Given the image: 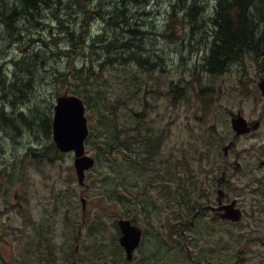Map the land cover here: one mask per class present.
I'll list each match as a JSON object with an SVG mask.
<instances>
[{
    "label": "trees",
    "instance_id": "trees-1",
    "mask_svg": "<svg viewBox=\"0 0 264 264\" xmlns=\"http://www.w3.org/2000/svg\"><path fill=\"white\" fill-rule=\"evenodd\" d=\"M132 2L131 7L112 5L106 10L102 4L97 11H89V15L85 11L88 18L79 29H73L68 20L59 21L55 17L53 21L57 26H48L49 31L46 28L41 31L43 8L62 5V0H0V60H4L3 63L0 61V131L12 145L20 143L18 140L23 131L47 141L32 144L21 158L11 152L14 158L10 159L18 164V168L0 166L2 197L11 196L17 178L26 173L27 161L42 169L55 165V159L64 157L52 141L55 105L50 102L43 107L34 100L38 86L58 85L60 89L61 85L69 86L70 80L75 81L78 85H71L65 92L80 97L88 110L98 108L101 103L114 114L113 117L104 114L96 117V124L90 125L86 140V149L94 151L96 164L101 165V169L94 167L88 173L89 190H84L82 195L94 206V214L66 226L63 235L71 241L63 249H67L64 256L58 255L61 251H52L53 244L45 238L46 233H52V228L46 230L43 225L37 228L40 245L48 249L47 253L42 250L38 255V264H60L62 260L64 264H212L202 260L208 255L216 256V252L215 248L206 247L198 239L200 221H209L212 231L216 225L227 227L218 222L220 218L212 216L210 220H203L210 213L206 209L213 207L217 187L222 181L223 163L220 161L223 155L219 148L225 137L217 133L221 140L210 138L200 157H191L200 160L201 164L205 162V171H199L205 172V176L201 177L191 167L185 153L167 156L164 134L159 133L148 112L134 109L138 103L129 100L133 106L128 104L126 99L130 96L108 105L104 102L103 92L93 90L98 80L89 62L92 66L95 62L103 66L117 64L123 68L134 65L149 74L158 68L163 70V58L159 57L160 62L149 60L146 56L148 43L138 44L142 39L148 40L147 36H157L148 20L156 13L155 7L146 11L151 5L153 7L154 0ZM134 16L136 18L131 22ZM168 17L169 25L174 17L178 23L183 21L186 25L187 51L192 52V41H198L196 53L205 55L198 58L195 65L202 71L218 77L231 65L244 67L249 58L264 70V0H172L166 19ZM97 20L103 22V29L95 31ZM21 23L30 24L23 26ZM109 28L117 33L109 36ZM171 31L170 27L160 36H168L173 42ZM41 32L46 38H37ZM89 33H92L90 39ZM179 41L181 45L184 38L179 36ZM13 46L28 47V50L22 55L7 54ZM91 51L98 56L95 61H91ZM58 60L63 61L64 67L55 66ZM182 91L177 88L178 93ZM91 92L97 95L94 104L90 102ZM207 106L204 103L202 108L206 110ZM121 107H127L132 114L120 125L117 110ZM208 128L212 130V127ZM258 206V212L264 214V194ZM138 218L146 223L142 228L143 239L133 261L129 262L119 242L118 220L129 219L138 225ZM65 221L69 222V217L66 216ZM85 228L83 238L80 230ZM229 232L232 239L241 238L231 230ZM241 245L239 240L233 243L234 251ZM199 247L203 249L199 250ZM229 249L230 246L224 251ZM21 258L22 264H34L28 254Z\"/></svg>",
    "mask_w": 264,
    "mask_h": 264
},
{
    "label": "rangeland",
    "instance_id": "rangeland-1",
    "mask_svg": "<svg viewBox=\"0 0 264 264\" xmlns=\"http://www.w3.org/2000/svg\"><path fill=\"white\" fill-rule=\"evenodd\" d=\"M77 1L62 0V5L55 4L52 7L43 8L41 11V31L44 28L49 31L48 26L53 25L55 27L56 21H53L55 17L59 21L61 19L68 20L72 23L73 29H79L83 20L88 18L85 17V11L89 15V11H92V9L97 11L102 4H105L103 7L108 10L111 2L116 1L117 3L119 0ZM171 2L172 0H154L153 7L151 5V8L146 9L147 12H150L155 7L153 10L156 13L152 14V17L148 20L151 22L153 31L157 36L150 35L147 36L148 40L142 39L138 42L143 46L144 43H148L146 56L149 60L160 62L159 57L165 60L163 70L158 68L156 72L149 74L134 65L123 68V66L117 64L114 67L115 65L103 66L95 62L92 66V63L89 62L93 71L96 72L98 80L95 82L93 90L95 92L100 89L103 96H106L104 102L108 105L116 104V100L119 98L125 99L130 96V99H126L128 104L133 106L129 100L133 104L138 103L134 105V109L148 112L149 119L153 120V124L158 127L159 133L164 134V152L167 156L170 157L172 154L182 156V153H185L191 167L199 173V171H205V162L201 164L200 160L196 161L191 157H200L203 149H205V144L210 138L221 140L219 135L221 134L225 137L224 144L222 138L219 148L223 155L220 162L223 163L224 153L226 154L229 150L226 152L223 149L229 144V141L227 143L226 140L232 134L230 133L229 112L242 111L246 117L255 118L256 112L264 107V80H260L256 64L250 58L246 60L244 67L237 64L231 65L226 73L218 77L202 71L199 65H195L196 60L205 55L202 52L196 53L199 47L198 41H192V48H190L192 52L187 51L185 46L189 44V37L186 36V25L183 24V21L178 23L176 17H174V20L171 19L172 24L169 25V17L166 19ZM118 7L120 8V6ZM157 9H160V11L157 12ZM135 18V16L132 17L131 22ZM164 20L165 22H163ZM89 21L91 24L92 19ZM21 24L27 26L30 23ZM102 24L101 20L95 21V31L103 29ZM159 25H163V27ZM168 26L171 27V32L174 33L173 42L166 41L164 36L163 38L160 36L161 34L165 35V32L167 33ZM124 27V29H127V26L124 25ZM109 30V36L117 33L113 29L109 28ZM91 35L92 33L89 39L92 38ZM179 36L182 39L184 38V41L181 42V45H184L183 48L180 45ZM37 38H46L44 32H41ZM26 50H28V47L13 46L7 50V54L22 55ZM99 57L101 58L102 55L99 54ZM90 58L91 61H95L98 56L91 51ZM0 61L4 62V60ZM63 65V61L60 60L55 63V66L58 67H64ZM245 76L250 79V82L245 86L247 92L243 95V78ZM255 83L257 89L262 93L261 96L259 92L260 101L257 98L258 92L254 87ZM71 85L73 87L78 84L70 80L69 86L61 85L60 89L58 85L55 87L52 85L38 86L34 100L38 101L43 107L48 106L50 102L55 105L59 96L65 93L73 95L68 91L65 92L67 88H71ZM177 88L183 91L178 93ZM94 92H91L90 96V102L93 104L97 100V95ZM202 94L203 101L201 100ZM204 103H206V106L208 105L206 110L202 108ZM108 109L109 107L104 108L101 103L94 110H88L86 107L89 126L96 124V117L102 114L113 117L112 109ZM117 114L121 125L132 112L127 107H121L117 110ZM209 126L212 127V130H209ZM18 141L19 144L12 145L10 141L5 139V134L0 131V166L12 165L18 168V164L14 160L11 161L14 158L11 156V152H14L15 157L21 158L32 144L47 143L40 136H34L29 131H23ZM252 143L251 140L242 139L239 142L238 151L233 155V158L239 160L241 166V170L232 178L234 193H237L238 186L242 187L251 178L245 176V149ZM87 151L95 158L93 150L87 149ZM73 162L74 155L72 153L64 154L61 159H55V165L46 166L42 169L35 163L27 161L26 163L29 165L26 168V173L17 178L11 196L3 198L2 193L0 194V264H22L21 257L27 254L34 264H38V255L41 251L48 252L45 245H40V235L36 230L41 225L46 230L52 228V233H46L45 238L53 244L51 250L54 252L61 251L58 255L62 256L64 251L67 250L63 249L71 241L64 238L63 233L66 226H71L77 220L84 221L94 214V206L86 200V210L84 212L82 209L83 202L81 201L84 190H89L88 173L90 171L86 175V185L80 186L76 179ZM233 164L236 166L235 163ZM95 168L101 169V165L97 163ZM199 175L203 177L205 172L199 173ZM75 198H77L75 204H72V200ZM215 198L216 193L214 201ZM242 198L243 206L247 211L242 222L234 224L218 219V222L226 224L227 227L216 225L215 230L212 231L209 221H200L201 230L197 235L198 239L206 247L215 248L216 252V256L210 257L208 255V258L202 260L210 261L212 264H264V214L258 212V204L254 202V198L251 201V196L247 192H243ZM66 216L69 217V222L65 221ZM212 216L211 213H208L203 220H210ZM138 219V226L141 225L140 227L143 228V225L146 224L145 221L141 218ZM227 228L235 235L241 236V238L232 239ZM85 234L86 228L81 229L80 235L84 238ZM148 238H152L151 233H149ZM237 240L242 245L237 251H234L233 243ZM229 246L230 249L225 252L224 248ZM198 249L202 250L203 248L199 247ZM202 252L207 253L206 251ZM62 261H60V264H64V261Z\"/></svg>",
    "mask_w": 264,
    "mask_h": 264
},
{
    "label": "water",
    "instance_id": "water-1",
    "mask_svg": "<svg viewBox=\"0 0 264 264\" xmlns=\"http://www.w3.org/2000/svg\"><path fill=\"white\" fill-rule=\"evenodd\" d=\"M259 125L248 123L240 114L232 119V129L238 135H245L257 130ZM90 134V126L86 116V105L84 101L76 96L65 93L58 97L54 107L52 122V139L61 154L74 155V170L76 179L80 186H85L86 175L96 165V159L86 149V140ZM229 146L224 147L227 152ZM264 166V162L261 163ZM226 192L219 189L217 192V203L219 207H210L223 221L239 223L243 219V213L237 206L238 201L223 204ZM82 209L86 210V200L82 198ZM118 229L120 231L119 242L125 250L129 262L133 261L136 250L140 247L143 239V229L133 224L129 219H119Z\"/></svg>",
    "mask_w": 264,
    "mask_h": 264
},
{
    "label": "flooded vegetation",
    "instance_id": "flooded-vegetation-1",
    "mask_svg": "<svg viewBox=\"0 0 264 264\" xmlns=\"http://www.w3.org/2000/svg\"><path fill=\"white\" fill-rule=\"evenodd\" d=\"M132 3H133L132 0H119L117 3L116 1L111 2L110 6L118 5L120 7L121 6L131 7ZM167 37H166V41L169 40V38ZM164 61L165 60L163 59L162 68H163ZM164 67H165V64H164ZM257 71H258L260 80H264V70L257 67ZM243 81H244V85L242 88V94L245 95V92H247L245 86L250 82V79L245 76L243 78ZM254 87L256 88L258 92L257 98L260 101L261 100L260 94L262 96V93L259 89H257L256 83L254 84ZM229 114H230V133H232L231 134L232 138L230 136L226 140L227 143L229 141V144L227 145L229 146V150L226 154L224 153L223 166H222L221 173H220V177L222 181L217 187V191L219 189H222L226 192L225 198L223 199V204L225 205L230 204L234 200L238 201L237 206L241 209L243 213V218H244L247 211L243 206L244 204L243 198H242L243 192H247V194L251 196V201L254 198V202L257 204H259V199L262 198L264 194V166H261V163L264 162V107L261 110H258L256 112L255 118L246 117L245 115H243L242 111H238V112L230 111ZM237 114H240L248 123H253V124L257 123L259 125L258 129L251 131L250 133L245 134V135L236 134L235 131L232 129V119ZM242 139L251 140L253 142L251 145H249L245 149L246 151L245 176L251 177V178L242 187L238 186L237 193H234L233 185H232V178L234 175H236L241 170V166L239 164V160L237 158H233V155L236 151H238V145ZM233 163H235L236 166H234ZM212 205L213 207H219V204L217 203V197L215 198L214 204ZM210 207L212 206H209V208L206 209L207 212H210L214 217L219 218L215 215L214 212H212V209ZM225 222H228V221H225ZM229 223H232V222H229ZM234 224H237V223H234Z\"/></svg>",
    "mask_w": 264,
    "mask_h": 264
}]
</instances>
